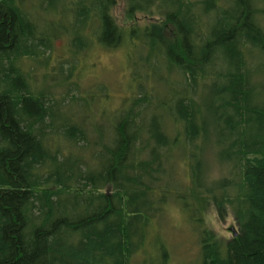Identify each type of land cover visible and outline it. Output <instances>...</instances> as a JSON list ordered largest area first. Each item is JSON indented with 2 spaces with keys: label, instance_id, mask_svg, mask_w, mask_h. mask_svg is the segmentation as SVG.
<instances>
[{
  "label": "trees",
  "instance_id": "16d2710c",
  "mask_svg": "<svg viewBox=\"0 0 264 264\" xmlns=\"http://www.w3.org/2000/svg\"><path fill=\"white\" fill-rule=\"evenodd\" d=\"M125 4L120 25L116 0H0V264H165L172 204L197 264H264V0ZM123 45V92L82 88L88 51Z\"/></svg>",
  "mask_w": 264,
  "mask_h": 264
},
{
  "label": "rangeland",
  "instance_id": "374dc122",
  "mask_svg": "<svg viewBox=\"0 0 264 264\" xmlns=\"http://www.w3.org/2000/svg\"><path fill=\"white\" fill-rule=\"evenodd\" d=\"M32 4V7H34L35 3ZM27 6L30 7V4L27 3ZM125 6V0H116V5L112 9V15L120 25L124 23L125 16L123 14ZM38 15L41 20L45 21V14L38 10ZM136 21L142 25L147 23L149 19L142 15H137ZM50 29L52 30V28ZM53 44L54 54L61 55L65 51L66 42L64 37L56 39ZM126 48V45L113 51L96 47L91 48L88 51V56L85 59L83 58V63L76 73V79L80 81L82 88H93L92 86L97 88L98 84L104 83L108 86L112 96L116 97L118 94H121L129 72L123 59V53H125ZM41 71L37 70L38 75H40ZM222 174H225V168L220 166L214 158H211L208 166L209 177L217 178V176ZM181 218L183 217L178 208L172 204L157 219L158 232H160L161 239L168 247L169 256L165 264H197L199 260L197 233L191 228L189 223ZM204 222L214 232L216 237L223 240L229 239L232 236V229H237V223L229 210H226L221 217L213 206H210L205 213ZM152 255L155 256L154 264H159V259H163L162 255L159 254L158 257L156 252Z\"/></svg>",
  "mask_w": 264,
  "mask_h": 264
},
{
  "label": "water",
  "instance_id": "95a60500",
  "mask_svg": "<svg viewBox=\"0 0 264 264\" xmlns=\"http://www.w3.org/2000/svg\"><path fill=\"white\" fill-rule=\"evenodd\" d=\"M236 233H237V231H236V230H234V229H232V235H233V236H235V235H236Z\"/></svg>",
  "mask_w": 264,
  "mask_h": 264
}]
</instances>
